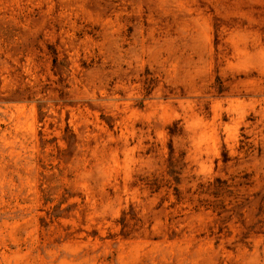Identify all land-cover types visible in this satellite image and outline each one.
I'll return each mask as SVG.
<instances>
[{"label":"rangeland","instance_id":"1","mask_svg":"<svg viewBox=\"0 0 264 264\" xmlns=\"http://www.w3.org/2000/svg\"><path fill=\"white\" fill-rule=\"evenodd\" d=\"M0 264H264V0H0Z\"/></svg>","mask_w":264,"mask_h":264}]
</instances>
